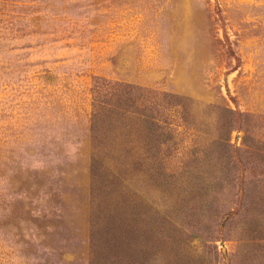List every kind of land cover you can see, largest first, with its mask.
Segmentation results:
<instances>
[{"label":"rangeland","instance_id":"1","mask_svg":"<svg viewBox=\"0 0 264 264\" xmlns=\"http://www.w3.org/2000/svg\"><path fill=\"white\" fill-rule=\"evenodd\" d=\"M0 264H264V0H0Z\"/></svg>","mask_w":264,"mask_h":264}]
</instances>
